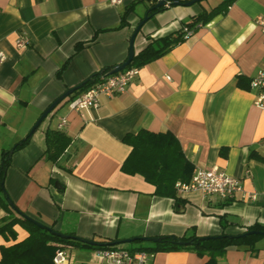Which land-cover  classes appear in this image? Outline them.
Returning <instances> with one entry per match:
<instances>
[{"label":"crops","instance_id":"1","mask_svg":"<svg viewBox=\"0 0 264 264\" xmlns=\"http://www.w3.org/2000/svg\"><path fill=\"white\" fill-rule=\"evenodd\" d=\"M140 1L0 0V47L6 54L0 66V152L25 138L67 88L126 59L130 36L151 4ZM183 3L144 20L133 40L134 53L154 39L179 34L184 22L214 7L207 1ZM123 16L125 24L119 26ZM258 17L264 20V0H234L139 66L125 90L101 96L98 107L80 115L67 102L58 104L41 120L44 127L39 129L40 123L11 154L3 187L12 203L60 233L94 241L237 235L250 225L264 226V111L253 104L255 91L248 85L264 67ZM20 35L29 38L27 46H15ZM239 76L244 86L237 84ZM61 116L67 125L60 131L69 144L52 162L44 152V131L57 129ZM140 129L170 131L193 168L214 167L239 178L255 197L223 202L189 191L176 194L178 202L156 195L141 175L121 170L130 151L122 138ZM18 215L0 203V224L3 217ZM13 229L15 239L0 235V247L28 235L20 223ZM66 251L63 264H113L99 259L95 249L69 246ZM145 252L149 264H203L208 258L192 250ZM217 263L264 264V235L252 248L228 246Z\"/></svg>","mask_w":264,"mask_h":264},{"label":"trees","instance_id":"2","mask_svg":"<svg viewBox=\"0 0 264 264\" xmlns=\"http://www.w3.org/2000/svg\"><path fill=\"white\" fill-rule=\"evenodd\" d=\"M233 1L234 0H224L208 11L202 10L199 14L191 17L189 22H184V27L187 26L193 28L197 24L206 23L213 16L225 11ZM153 5L154 3H151L150 7H148V17H151L154 13L164 8V6L152 8ZM124 24L125 18L123 16L119 26ZM184 39L185 38L180 29V32L177 35L170 33L148 42L141 50L134 54L133 59L127 68L131 66L139 67L158 58L171 49L172 46ZM108 68L110 67H107L105 70ZM61 71L62 66L58 69L57 76H60ZM92 75V78L87 80L81 88L74 90L73 93L69 94L61 102H68L78 95L80 91H84L103 76L99 75L97 72ZM242 83L243 78L239 76L237 78V84L239 86H244ZM44 132V152L50 161L56 162L58 157L64 152L69 144V138L58 129H46ZM29 139L30 137L26 136L16 142V144L14 143L9 149L2 148L0 152V183L3 182L5 171L10 165V150L12 149L13 153L15 150L22 148ZM176 139L177 138H175L170 131L152 132L146 129H140L136 133H127L122 138V142L130 146V151L121 164V170L127 174L141 175L145 181L154 186V193L156 195H165V197H171L180 202V198L176 196L177 193L174 189V183L177 180L187 181L190 178L193 165L185 157L180 144ZM219 152L222 154L224 153L223 149ZM1 193L0 185V203H2L3 207L8 210V213L10 214L12 208L3 199L4 197ZM13 208L16 212H21L14 204ZM16 223L23 225L28 232V235L22 240L0 247V264H54L53 257L58 248L79 246L100 250L113 246L110 245L111 242L118 240L115 238H103L95 241L99 244L93 246L75 239L59 238L57 235L48 232L47 229L35 226L34 223L26 218L20 217L19 215L18 217L9 216L1 219L0 235L5 239H15V230L13 229V226ZM222 227H224V224ZM246 230L264 231V226L253 224L248 226ZM68 235L72 236V234ZM219 235V237L202 240L195 235L179 237L174 235H163L159 236L161 237V241L154 242V244L147 247L136 246L135 250L151 252L192 250L199 257L204 255L208 257L203 264H218L217 257L220 256L228 246H242L247 244L252 248V244L261 237L260 234H251L244 237L237 236V234L229 237V234L222 231ZM189 240H191L189 244L178 243L180 241Z\"/></svg>","mask_w":264,"mask_h":264},{"label":"built area","instance_id":"3","mask_svg":"<svg viewBox=\"0 0 264 264\" xmlns=\"http://www.w3.org/2000/svg\"><path fill=\"white\" fill-rule=\"evenodd\" d=\"M119 0H112L113 3ZM155 3L158 0H149ZM170 0H164L163 6H169ZM256 23L262 31V41L264 42V20L258 17ZM184 38H187L192 28L184 25L181 26ZM29 44V38L20 35L15 40L16 47H25ZM6 59V54L0 47V66ZM139 68L136 66L126 67L120 72L111 75L102 76L84 91L69 100L66 107L70 111L78 112L83 115L84 111L89 108H96L99 105L101 96H111L123 92L130 81L138 74ZM169 79V77H166ZM249 88L255 91L253 104L264 111V67L257 69L256 73L250 77L248 82ZM57 129L62 130L67 125L65 116L58 117ZM244 174L249 175L246 169ZM174 189L177 194H183L189 191H199L207 196H215L223 202L253 199L254 193L244 191L243 184L239 178L228 175L224 171L216 168H199L192 169L190 178L187 181L177 180L174 183ZM67 247L58 248L55 251L54 264H63L67 256ZM95 254L99 259H106L113 264H149L147 262V253L142 250H128L121 245H113L108 248L95 249Z\"/></svg>","mask_w":264,"mask_h":264},{"label":"water","instance_id":"4","mask_svg":"<svg viewBox=\"0 0 264 264\" xmlns=\"http://www.w3.org/2000/svg\"><path fill=\"white\" fill-rule=\"evenodd\" d=\"M196 1H200V0H189V1H186L183 3V1L181 0H170V3L172 5H176V4H180V3H183L184 4H192ZM163 3H164V0H158L154 3L153 7L152 8H159L161 6H163ZM149 10V9H148ZM148 18V15L146 14L143 19H141L139 21V23L137 24V26L135 27L133 33L131 34L130 36V39H129V46H128V55L126 57V59L124 61H121V63L119 62L118 64H115L113 66H111L110 68H108L107 70H105L106 68H101L98 70V74L99 75H103V76H106V75H111L113 73H116V72H120L121 70H123L124 68H126L132 61L133 59V56H134V49H133V40H134V37H135V34L138 32L140 26L142 25V23L144 22V20H146ZM92 74L89 75L86 79H84L83 81H81L80 83L72 86V87H69L67 88V90H65L64 92H62L60 95H58L43 111L42 113L39 115V117L36 119V121L33 123V125L30 127L28 133H27V136L28 137H31L32 133L35 131V129L38 127V125L41 123V120H43L56 106L57 104H59L65 97H67L69 94L73 93L74 90H78L79 88H81L83 86V84L92 78ZM12 149L10 150L9 152V156L11 157V153H12ZM1 185V192L2 194L4 195V200L8 203V205L12 208H13V203L12 201L10 200V198L8 197V195L6 194L5 190H4V187H3V182L0 183ZM21 217L23 218H26L27 220L31 221L32 223L35 224V226H38L40 228H45L47 229L48 232H50L51 234H54V235H57L59 238H64V239H75V240H78V241H81L83 243H87L89 245H98L99 243L93 241V240H90V239H85V238H81V237H77V236H70L68 234H65V233H60L58 231H55L54 229H52L51 227L49 226H46L44 224H42L41 222L27 216L26 214L22 213V212H18ZM251 234H260V235H264V231L262 230H246L240 234H238L237 236H240V237H244V236H247V235H251ZM220 235H217V236H203V237H199L200 240L202 239H207V238H214V237H219ZM229 237H232L231 235H228ZM140 241H151V242H159L161 241V237L159 236H155V237H150V236H134V237H130V238H127V239H123V240H115L113 242H111L110 245H119V244H122V243H128V242H134L136 240H139ZM191 242V240L189 241H180L178 242L179 244H189Z\"/></svg>","mask_w":264,"mask_h":264},{"label":"rangeland","instance_id":"5","mask_svg":"<svg viewBox=\"0 0 264 264\" xmlns=\"http://www.w3.org/2000/svg\"><path fill=\"white\" fill-rule=\"evenodd\" d=\"M206 1L211 5V6H216L217 4H219L220 2L224 1V0H200L199 3H206ZM148 0H143V1H140L139 4L141 5H147L148 6ZM44 127V123H41L40 125V128L39 129H42ZM154 244V242H151V241H134V242H128V243H122V244H119L121 245L122 247H126V249L128 248H133V247H136V246H143V247H147V246H150Z\"/></svg>","mask_w":264,"mask_h":264}]
</instances>
